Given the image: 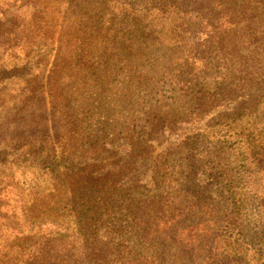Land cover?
<instances>
[{
    "label": "rangeland",
    "instance_id": "rangeland-1",
    "mask_svg": "<svg viewBox=\"0 0 264 264\" xmlns=\"http://www.w3.org/2000/svg\"><path fill=\"white\" fill-rule=\"evenodd\" d=\"M261 1L0 0V264L47 239L122 237L105 225L131 224L119 209L159 191L163 160L171 258L198 238L199 264H264ZM129 13L157 34L130 59L112 47ZM53 157L81 170L54 174Z\"/></svg>",
    "mask_w": 264,
    "mask_h": 264
},
{
    "label": "trees",
    "instance_id": "trees-1",
    "mask_svg": "<svg viewBox=\"0 0 264 264\" xmlns=\"http://www.w3.org/2000/svg\"><path fill=\"white\" fill-rule=\"evenodd\" d=\"M98 1L101 4L103 3V0ZM208 1L209 0H195V5L199 10H202L200 7L205 5ZM261 2L262 7H264V0ZM129 16H132V18L136 20L129 23V17L124 16V27L128 25V28L124 31L125 38L122 41H116V44L119 43L120 46H112L123 48V51H125L124 55L128 59L134 57L131 50L135 47L137 41L143 39L135 38V35L138 34L139 36H143V34H146L151 41L157 39L156 31L148 30V27L153 26V22H151V24L147 23V18L142 20L140 17L132 15L131 13H129ZM259 23L263 24L264 22L261 20ZM134 26H136V28ZM82 51L83 49H81L80 53ZM107 51L108 50H104L103 55L101 54L99 57H109ZM102 63L106 65L109 61L105 60L100 62V64ZM82 65L88 64L82 63ZM160 120L157 114H152L149 118L151 129L147 138L155 137L154 135L158 132L157 129L159 127L158 124L161 122ZM140 134L135 138L138 141H143L142 145H145V148H143L144 151L137 155V157L141 159V157L148 156V152L145 150L147 149V143L150 139ZM168 155H171V152ZM143 160L148 161V158ZM65 161H67L68 165L66 167L58 163ZM167 165L169 164H166L165 160H163L158 164H154V167L152 166L153 168L151 166L148 168L150 169L149 171H153V185L157 186L156 189L159 190L155 191L157 193H150L151 189L147 190L143 198L138 199L136 202L131 197L125 210L119 209L121 217L128 215L132 218L131 224L125 226L117 224L105 225L112 231L121 229L123 233L122 237L118 239L110 238L108 240H102L91 232L86 238H79L80 240H70L67 237L43 240V243H37L34 249L24 253L23 258L21 256V264H199L201 259V255L198 253L201 247L199 245L201 243L199 239L192 240L188 246L183 245L182 249H180V253L176 252V257L171 258L172 256L168 253V250L171 248L169 245L172 242L178 243L183 241H179L178 239L180 231L170 220L156 219L157 214L163 209V206L167 205L164 204L167 202V199L161 193L168 192L166 189H168L174 174L171 173L173 169L169 170V168L166 167ZM60 167L73 172L81 170V168L65 157H62L60 160L53 157L48 167L51 169L50 171L54 174H59L58 171ZM134 216L136 218H134ZM14 261L15 257L13 256L8 259V262L5 264H14Z\"/></svg>",
    "mask_w": 264,
    "mask_h": 264
}]
</instances>
